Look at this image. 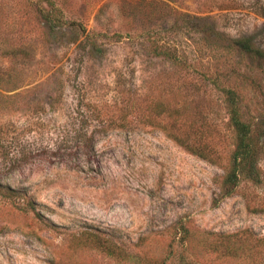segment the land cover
Here are the masks:
<instances>
[{"label":"rangeland","instance_id":"1","mask_svg":"<svg viewBox=\"0 0 264 264\" xmlns=\"http://www.w3.org/2000/svg\"><path fill=\"white\" fill-rule=\"evenodd\" d=\"M0 68V264H264V0H0ZM229 91L258 172L222 197L167 133L227 165Z\"/></svg>","mask_w":264,"mask_h":264},{"label":"trees","instance_id":"2","mask_svg":"<svg viewBox=\"0 0 264 264\" xmlns=\"http://www.w3.org/2000/svg\"><path fill=\"white\" fill-rule=\"evenodd\" d=\"M23 53L24 50L21 48H12L3 51V55L7 58L9 57V59H19ZM157 55H162V52H159ZM6 72L2 71L0 68V80L2 79L1 77L4 78V76L8 75ZM228 94L225 97L228 117L227 131L232 141L233 148L228 154L227 165L223 163L222 155L219 154L217 150L212 149L208 142L205 141V132L201 127L196 126V121L183 106H179L174 112L178 113V134H174L173 132L167 133L168 137L172 138L178 146L188 153L224 169L225 172L220 181V195L222 197L231 196L235 192L241 177L245 176L254 180L258 172L256 161L253 159L255 148L252 143L250 126L242 120L237 101L231 96L233 92L229 91ZM160 107L161 104L157 103L156 108L159 109ZM166 112L167 110L162 108L157 111V114L160 115ZM79 137L82 145L86 149L92 147L93 135L84 131ZM226 249H228V247H226ZM107 253L109 255L112 254V248L108 249ZM181 264L186 263L182 262Z\"/></svg>","mask_w":264,"mask_h":264}]
</instances>
